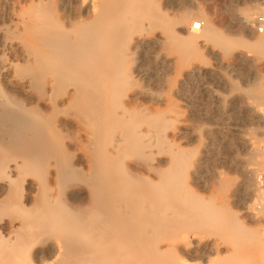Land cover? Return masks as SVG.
Listing matches in <instances>:
<instances>
[{"label":"bare ground","instance_id":"bare-ground-1","mask_svg":"<svg viewBox=\"0 0 264 264\" xmlns=\"http://www.w3.org/2000/svg\"><path fill=\"white\" fill-rule=\"evenodd\" d=\"M239 1L251 6L241 13L248 33L264 0ZM176 12L154 0H0V264H187L177 249L215 247L191 241L208 228L236 256L264 250L262 232L239 228L232 215L211 221L215 209L189 191L204 158L173 147L192 126L158 89L175 67L184 82L203 72L231 85L220 66L242 48L244 63L258 68L264 36L232 38L204 19L190 30L194 16ZM200 46L218 66L191 59ZM257 85L247 113L259 129L244 143L256 164L264 142ZM253 191L264 217V186Z\"/></svg>","mask_w":264,"mask_h":264},{"label":"rangeland","instance_id":"rangeland-1","mask_svg":"<svg viewBox=\"0 0 264 264\" xmlns=\"http://www.w3.org/2000/svg\"><path fill=\"white\" fill-rule=\"evenodd\" d=\"M154 1L164 13L171 15L173 9L177 7V16L183 13L192 14L194 20L189 25L190 30L192 23L204 19L212 23L218 31L232 38L253 41L256 37L264 36L256 30L258 17L264 16V4L261 2L256 4L257 14L253 25L248 33H244L241 13L250 10L251 6L244 5L239 0H175L167 4L165 0ZM244 53V49L238 48L235 55H232L225 65L220 66V70L229 77L231 85L217 83L215 78L203 72L194 74L184 82L179 67H175L168 72L169 82L160 85L158 89L171 100L177 118L192 126V131L183 130V135L173 142V147L184 149L197 159L204 158L201 175L198 179H190L189 191L215 209L211 221L232 215L236 219L235 225L237 224L239 228L248 229L247 232H262L258 235V241H261L264 239V217L258 209L260 200L253 190L257 185L264 186V142L262 156L257 164L254 163L252 153L245 148L244 143L245 139L253 137L256 129H259L251 120L250 112L247 113V102H253L257 83L264 86V61L258 68L246 65ZM193 56L191 59H195L201 66H218L215 57L203 46H200L197 55ZM174 60L182 63L178 52L174 54ZM227 64L237 67L238 72L232 73ZM149 86L154 87L152 83ZM207 88H213L221 96V100L214 99ZM211 129L214 130L212 135L209 134ZM204 154L208 156L202 157ZM247 166L257 168V173L249 180ZM238 184L242 186L244 184V188L240 194L234 196L233 191ZM213 231L211 228L202 230L191 241L195 244L200 239L211 241L213 245L216 244L218 251L215 247L204 249L195 246L185 251L177 249L187 264L233 263L234 257L237 262L239 258L242 261L234 262L236 264H243V261L244 264H264V250L258 245L245 247L236 256L233 254V248L235 249L233 243L224 240Z\"/></svg>","mask_w":264,"mask_h":264},{"label":"built area","instance_id":"built-area-1","mask_svg":"<svg viewBox=\"0 0 264 264\" xmlns=\"http://www.w3.org/2000/svg\"><path fill=\"white\" fill-rule=\"evenodd\" d=\"M256 30L260 34H264V16H259L257 21H256ZM193 29L199 31L201 29V23L200 22H195L193 25Z\"/></svg>","mask_w":264,"mask_h":264}]
</instances>
